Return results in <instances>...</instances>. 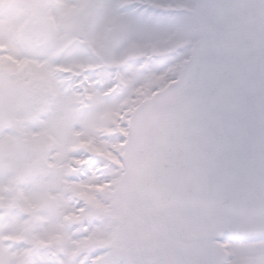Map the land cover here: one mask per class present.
<instances>
[{"label": "snow or ice", "instance_id": "1", "mask_svg": "<svg viewBox=\"0 0 264 264\" xmlns=\"http://www.w3.org/2000/svg\"><path fill=\"white\" fill-rule=\"evenodd\" d=\"M16 7L0 264H264V0Z\"/></svg>", "mask_w": 264, "mask_h": 264}, {"label": "rangeland", "instance_id": "2", "mask_svg": "<svg viewBox=\"0 0 264 264\" xmlns=\"http://www.w3.org/2000/svg\"><path fill=\"white\" fill-rule=\"evenodd\" d=\"M17 3L18 0H4V4L0 5V15L15 17L18 13Z\"/></svg>", "mask_w": 264, "mask_h": 264}]
</instances>
